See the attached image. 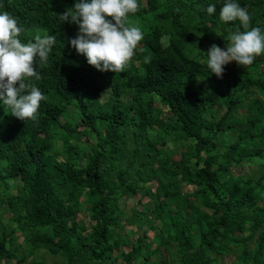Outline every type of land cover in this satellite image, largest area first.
I'll return each instance as SVG.
<instances>
[{
    "label": "trees",
    "instance_id": "trees-1",
    "mask_svg": "<svg viewBox=\"0 0 264 264\" xmlns=\"http://www.w3.org/2000/svg\"><path fill=\"white\" fill-rule=\"evenodd\" d=\"M74 3L0 0V10L22 26V40L44 33L57 38L33 78L45 97L38 121L26 123L0 106V182L6 186L0 209L11 214L10 227L0 223V264H45L40 252L64 260L55 264H170L176 258L215 264L220 256H233L230 264H264V172L231 171L264 159V56L249 66L232 61L229 82L217 80L202 63L199 44L205 39L225 48L238 22L221 23L216 0H139L128 19L143 31L138 68L105 73L68 43L78 26L59 15ZM210 3L217 9L211 15ZM240 4L251 26L264 27V0ZM195 79L205 81V93L191 89ZM244 88L263 98L248 100V92L240 94ZM156 97L171 119L155 120ZM69 108L79 112L78 123L65 119ZM218 108L224 110L219 117ZM239 108L248 115L234 126ZM236 127L228 144L227 130ZM169 135L176 149L165 152ZM11 181H18L16 193H7ZM138 195L154 204L153 224L129 235L125 227L135 221L116 214L118 204Z\"/></svg>",
    "mask_w": 264,
    "mask_h": 264
},
{
    "label": "clouds",
    "instance_id": "clouds-1",
    "mask_svg": "<svg viewBox=\"0 0 264 264\" xmlns=\"http://www.w3.org/2000/svg\"><path fill=\"white\" fill-rule=\"evenodd\" d=\"M221 5V23L238 22L221 48L212 44L204 61L211 74L222 76L225 66L235 61L239 66L252 65L264 56V27L251 26L248 10L240 0H216ZM139 0H75L72 7L59 15L63 22L78 26L77 35L68 43L87 63L99 71L123 72L143 39L139 26L128 25L130 14L139 10ZM216 3L206 11L216 13ZM18 19L0 10V106L12 116L36 122L44 93L33 82L38 78L36 65L48 62L56 44L53 34H36L26 42Z\"/></svg>",
    "mask_w": 264,
    "mask_h": 264
},
{
    "label": "rangeland",
    "instance_id": "rangeland-1",
    "mask_svg": "<svg viewBox=\"0 0 264 264\" xmlns=\"http://www.w3.org/2000/svg\"><path fill=\"white\" fill-rule=\"evenodd\" d=\"M146 2V0H145ZM178 24V23H177ZM162 43L164 46H167L168 44V37H163L162 39ZM200 49L202 50L203 54H204V60L202 61L203 64L205 59H206V53L204 52H207V50L210 48V45L209 43L203 39L201 42H200ZM137 54L136 52H134V55L132 57V60L131 62L129 63V66H133L135 69L138 68V61H137ZM232 61L230 63H228L226 66H227V69L225 68V71L224 73L222 74V76H217V75H213L217 80H223V82L227 83L229 82L230 78L228 76L229 74V71L231 70V65ZM139 71H141V69H138ZM105 73H107L108 71H104ZM195 84H193L192 82L190 83V87L192 90H198L200 92H206L203 90L204 88V83L205 81H202L200 79H195ZM248 92V100H252L254 98H257V97H260V98H263L257 91H255L254 93H251V90L248 91L246 88L243 89L242 92H240L241 95H244L245 93ZM106 98V101L107 103H112L111 101V97L109 94L105 95L104 96ZM103 101V100H102ZM153 113L152 115L155 116L156 118L158 119H155V120H159L161 117L162 118H165V119H171V116H170V113H169V109L167 107H164L159 98L156 97V100H155V104L153 105ZM219 113L217 114V116H221L222 114H224V110L222 109H219ZM248 115V111L244 108H239L236 112H235V116H234V126L237 125L240 121H242L244 118H246V116ZM78 118L80 119V115H79V112L75 109V108H69L68 110V113L65 115V119L66 120H72L76 123H78ZM84 131V127H80L78 128V132H83ZM227 132H231V133H228L226 134V139L228 141V144H232L234 141H235V138H236V135H237V127L236 129H230V130H227ZM151 135H149L150 139L153 138L155 135H156V132L155 131H151L150 132ZM175 135H169L168 136V143L166 145V148L163 149V151H175L176 147L170 142L173 137ZM92 140V143L95 142V137L91 138ZM83 140H85L83 138ZM74 143H76V140L73 141ZM85 143V142H84ZM61 147V145H60ZM81 149V152H83V146L80 145L79 147ZM255 147H250V149H254ZM60 149V148H59ZM186 149V148H185ZM184 149V150H185ZM165 151V152H166ZM181 152L183 151V148H181L180 150ZM179 151V152H180ZM165 152L163 153V156L161 158H163L165 155ZM59 154H60V159H64V156L62 154V151L60 150L59 151ZM175 161H178L180 160V155H175L174 157ZM243 166H236V167H233L231 169L232 173L234 176H245V177H261V173L264 172V159L262 160H257L255 163H249V162H246L244 161L242 163ZM260 165H263V167H260ZM229 176V175H228ZM18 181H11V186H10V189L8 190L7 193H16V188H17V183ZM149 185V184H148ZM150 186L152 187V191H155L156 189V186H157V181H152L150 183ZM5 189L6 190V186L3 182H0V190H3ZM185 190L187 191V189L185 188ZM184 190V192L186 193V191ZM151 199L149 198V196L147 195H143V197H141L140 195H138L137 197H130L128 199H122L121 201H119V204H118V211L116 214H119L121 218H129V220L132 222V219L134 222L133 225H127L125 227V231L129 234V235H132L136 230H138V227L140 224H145L147 225L148 227H150L152 224H153V217H152V210L154 208V204L150 201ZM3 207H5V204L2 205ZM141 213L142 215L138 216L136 215L137 213ZM10 216L11 214L8 212V211H5V210H2L0 209V223L7 226V227H10ZM78 220H84L86 223L89 222V218L87 217H83V216H80L78 218ZM141 226V225H140ZM143 232V230L141 231V233ZM154 234L153 231H149V235L150 237H152ZM22 242V238L20 237L19 238V243ZM29 250H28V246H27V243H24L23 245V253H27ZM125 251H129L128 249H126ZM39 258L42 259L45 264H55L56 262H59V261H64L60 256H53V255H48L44 252H40L38 254ZM32 259V258H31ZM157 259H153V261H156ZM158 261V260H157ZM234 261V257L233 256H220L219 257V260L218 262H216L215 264H230L231 262ZM179 263V259L176 258V260L170 264H178Z\"/></svg>",
    "mask_w": 264,
    "mask_h": 264
}]
</instances>
